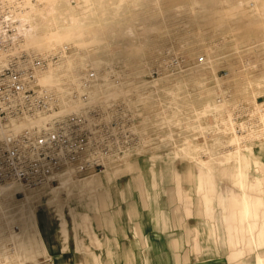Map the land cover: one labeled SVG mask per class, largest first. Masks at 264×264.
Segmentation results:
<instances>
[{"label":"rangeland","instance_id":"rangeland-1","mask_svg":"<svg viewBox=\"0 0 264 264\" xmlns=\"http://www.w3.org/2000/svg\"><path fill=\"white\" fill-rule=\"evenodd\" d=\"M16 2L21 12L37 1ZM39 5V17H19L23 40L41 31H59L70 53L81 47L75 42L83 37L88 50L82 47L74 61L81 67L93 65L96 83L102 86L114 78L127 85L124 92L137 96V102H129L139 106L145 128L161 138L150 141L145 153L111 160L59 186L57 194L46 183H12L19 193L0 195V264H51L46 258H51L49 243L55 239L65 244L64 249L72 239L75 247L87 251L90 244H100L93 231L99 221L127 213L130 205L132 211L151 214L152 222L163 219V230L180 224L183 261L264 264V140L235 146L232 135L253 140L264 135L236 132L233 123L239 105L244 111L253 106L264 115V0H45ZM53 54L58 57L55 63L63 59ZM164 56L177 58L181 68L152 77L150 71ZM111 61L121 73L128 68L130 78L109 72ZM229 111L232 125L224 130ZM200 168L208 175L203 186L198 185L203 180L197 177ZM91 175L99 177L98 185H77ZM25 192L34 224L27 206L17 211ZM206 194L211 197L209 210ZM239 196L245 230L239 227L240 213L226 218L230 206L239 207ZM169 212L187 217L195 213L198 218L189 223L173 220L171 225ZM60 214L68 220V234L60 232ZM44 215L50 225L48 245L46 226L39 219ZM227 221L237 229L228 230Z\"/></svg>","mask_w":264,"mask_h":264},{"label":"built area","instance_id":"built-area-1","mask_svg":"<svg viewBox=\"0 0 264 264\" xmlns=\"http://www.w3.org/2000/svg\"><path fill=\"white\" fill-rule=\"evenodd\" d=\"M16 1L0 0V189L8 181L24 187L57 184L66 172L84 175L149 150L150 141L161 136L145 128L138 105L122 98L102 105L91 101L94 69L84 73L79 85L67 88L72 108L63 110L60 94L39 80L58 57L23 48ZM163 58V67L154 68L152 77L181 68L177 58ZM242 106L233 112L236 132H264L260 111Z\"/></svg>","mask_w":264,"mask_h":264},{"label":"crops","instance_id":"crops-1","mask_svg":"<svg viewBox=\"0 0 264 264\" xmlns=\"http://www.w3.org/2000/svg\"><path fill=\"white\" fill-rule=\"evenodd\" d=\"M197 177L203 178L201 182L197 179L198 185L202 184L203 186L208 181L206 171L201 168ZM240 198L239 196V207L230 206L227 212L231 215H226V218H234L236 213H240V218L241 216L242 218L239 227L245 230L243 226H245L246 221L240 212L242 211ZM210 199V195L206 194L207 210L211 209L210 203H208ZM249 200L252 203V199ZM120 202L126 203L125 200H120ZM130 208L132 209V205L129 206L127 213L121 212L120 215L99 221L98 225L100 226L95 227L93 231L100 240V244L97 245L96 242L92 241L94 243L89 245L87 251L75 247L72 239L67 242L66 249H64L65 244L63 242L56 243L55 239L54 243L49 240L51 258H46V260L49 259L51 264H204L202 261L192 259L190 261L182 260L184 250L179 245L181 241L185 243L184 230L180 229V224L177 226L173 224V220L187 221V223L192 219L195 221L198 218L195 213L193 216L187 217L184 213L169 212L167 219L173 226L163 230V219L155 223L151 221L154 220V217L147 211L142 209L132 211ZM232 226L236 229L238 227L233 221H227L226 228L229 230L232 229ZM49 227L48 229L45 227L46 231L43 232L46 245H48L47 232ZM86 240L89 241L87 237ZM168 242H171L172 246ZM175 243L177 247H174ZM188 256L190 257L189 254Z\"/></svg>","mask_w":264,"mask_h":264},{"label":"bare ground","instance_id":"bare-ground-1","mask_svg":"<svg viewBox=\"0 0 264 264\" xmlns=\"http://www.w3.org/2000/svg\"><path fill=\"white\" fill-rule=\"evenodd\" d=\"M36 1L39 2V4H41L45 0H36ZM37 2H36V4H37ZM36 4L30 3L29 10L27 8L26 10L21 11L18 14V19H19L20 15L25 16L26 18H33V17L37 18V17H39L40 12H38V11L41 9L42 6H40L39 4H37V5ZM42 9H43V7H42ZM24 20H25V18H24ZM20 21L21 20L19 19V31L23 34L24 33V30H23L24 29V27H23L24 23H21ZM21 28H22V30H21ZM83 29L84 28H82V32H83ZM41 32H42V34H40L39 36H34V37H31L28 39L24 38L22 46L25 50L31 51L37 55L57 53L59 56L61 55L63 57V59H61L59 62L55 63V65L51 64L44 71H42L39 74V80L43 85H45V86H47L53 90H56L60 94L61 100H62V108L64 111H68L69 109L72 108V105L70 103H68V101H67V97H66L67 88L72 86V85H79L80 79L85 73V69H87V68L93 69L94 68V67H92L93 65L88 66L85 64L81 67L79 60L74 61V58H73L74 55H77L78 53H80V49L82 47H84L86 50H88L85 43H84V42H86V40L83 37L76 40L75 44H80L81 47H78L79 49L75 48L74 52L67 53L65 50L66 43H64L66 37H65V35H63V33L59 32V31H55V32L54 31H51V32L41 31ZM77 46H79V45H77ZM110 50L111 49H109L107 51L109 52ZM99 51L105 53L103 51V49H100ZM203 59H204V57H203ZM117 62H118V64L120 63V61H117ZM115 64H116L115 61H111L109 63V69H108L109 72L112 71V73H117L124 80L130 78L131 72L128 68L126 69L125 72L121 73L120 72L121 69H117L116 68L117 65H115ZM121 64L125 66L126 61L122 62ZM163 65H164V61L161 65H157V66L163 67ZM85 66H86V68H85ZM157 66L155 65V67H157ZM155 67H153V68H155ZM134 73H136V72H134ZM104 75L105 76L107 75L106 71H105ZM101 76H103V75H101ZM102 84H103V82H97V83L95 82V84L93 86L92 93H91V101L93 103H98V104L102 105V104H106V103H108L114 99H117L118 97L125 99L127 101H130V102H137V96L135 94H133L130 91L127 92V94H125V92H124L125 87L127 89H129V88L124 83H122V82L120 83L119 79L118 80H117V78L110 79L109 84H108V82L104 86H102ZM217 101H221V98H217ZM140 114H141V112H140ZM230 114H231V112L229 111V115L227 116V118L226 117L223 118L224 130H228L231 128L232 119L230 118ZM263 116L264 115H262V113H261L262 118H264ZM22 124L23 123H21L20 125H22ZM261 133H264V132L257 131L255 134H256V136L259 137V135ZM232 135L236 139V142H235L236 145L235 146H237V144H239V145L241 144V146H245L246 144L258 143L261 140H264V135H261V137L257 138L258 140H253L255 138H251L252 136H250V137L247 136V138H248V140H247V138H242V137L238 136L237 134H232ZM232 135H230V136H232ZM240 141H241V143H240ZM105 170L106 169H103L101 171H105ZM91 173H94V172L87 173V175L91 174ZM80 177H81V175L78 176V175H73L70 172H66V173L59 176V178H58L59 181L57 184H49V183H46V184L49 185V187H50L49 191L50 192L52 191V192H54L53 194H57L58 193L57 188L59 186L62 187L63 185H66L69 182L73 183V181H76ZM74 178H76V180ZM89 178L90 179L83 180L80 183H77V185H79V186H83L84 184L91 185V184H93L92 182H97V185L99 184L98 181L96 180L99 177L95 178L93 176L92 177L89 176ZM12 183H19V182H16V181L6 182L0 189V195H1V193H3L5 196H9V194L11 195V192H13V191H14V193H16L17 190L16 189L14 190ZM19 184H21V183H19ZM100 185H102V184L100 183ZM18 191H19V189H18ZM18 191H17V193H19ZM29 196L30 195H28L26 192L22 193V196H20V197H22V198H20L21 201L17 204V208H18L17 211L19 213H21L22 209H23V211L26 209V211H29L30 219H32V215H31L29 207H28L30 204L29 203V200H30ZM25 206H27V208L24 209ZM74 207H76V206L75 205L72 206V208H74ZM12 210H13V212H15V207ZM2 213L5 215L6 211H4ZM39 219L43 220V224L46 226V228H48L50 226L46 215H44L43 218H39ZM59 220H60V222H59L60 232L64 231L65 234H68V220L66 219V216L64 214H60ZM4 221H5V218H4ZM34 221L36 222V219ZM34 221L32 219L33 224H34Z\"/></svg>","mask_w":264,"mask_h":264}]
</instances>
